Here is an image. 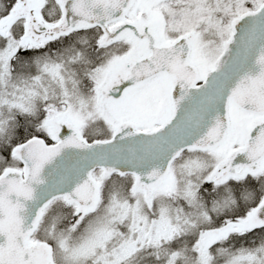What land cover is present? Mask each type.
<instances>
[{
    "label": "snow or ice",
    "instance_id": "obj_1",
    "mask_svg": "<svg viewBox=\"0 0 264 264\" xmlns=\"http://www.w3.org/2000/svg\"><path fill=\"white\" fill-rule=\"evenodd\" d=\"M0 264H264V0H0Z\"/></svg>",
    "mask_w": 264,
    "mask_h": 264
}]
</instances>
